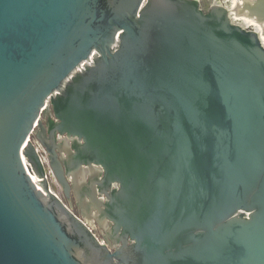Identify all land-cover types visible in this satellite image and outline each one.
I'll return each instance as SVG.
<instances>
[{
    "label": "water",
    "instance_id": "obj_1",
    "mask_svg": "<svg viewBox=\"0 0 264 264\" xmlns=\"http://www.w3.org/2000/svg\"><path fill=\"white\" fill-rule=\"evenodd\" d=\"M247 11L260 35L198 0H0V264H264V0ZM45 114L73 141L65 172L49 151L65 197L95 166L105 200L48 189Z\"/></svg>",
    "mask_w": 264,
    "mask_h": 264
},
{
    "label": "flooded vegetation",
    "instance_id": "obj_2",
    "mask_svg": "<svg viewBox=\"0 0 264 264\" xmlns=\"http://www.w3.org/2000/svg\"><path fill=\"white\" fill-rule=\"evenodd\" d=\"M198 1L203 11L208 10L211 5L220 4L224 6L228 10V16L233 23L240 25L246 30L256 31L260 35V25L253 18L247 16V7L250 5V3H252V1L254 2V0ZM46 114L42 118L41 123L36 127L35 131L30 135L29 141L34 145L35 150L40 158V162L44 171V179L48 183V189H51L53 193L56 194L64 202L70 204L74 212L79 213L81 210L80 204L83 201L82 197L84 196L85 198L84 202L89 201L86 193L89 192L90 188L94 187L98 198L105 200V195L103 193L100 194L99 191H105L106 194L111 193L113 189L117 188V184L112 183L109 186V189H105V186L101 184V180L103 177L102 171H100V169L95 166L84 167L85 170L83 172V177L76 176L75 178H73L72 176H65L70 188L69 197L66 198L51 170L50 163H52L53 160H51L50 158L49 151L54 149V151L56 152L57 161L59 162L62 171L65 172L63 160H66L67 154L69 153L68 151H72L71 145L73 144V141L59 135H56L55 140L51 139L48 132V118ZM33 177L38 186L41 187L43 180L35 174H33ZM93 214H91V217H93ZM91 222L96 236L100 241H102L104 235L109 238L108 236H110L111 234L109 232L110 226L107 224L108 222L100 225L94 219H92ZM110 243L111 246L107 244L106 246L110 251H114L112 241H110Z\"/></svg>",
    "mask_w": 264,
    "mask_h": 264
},
{
    "label": "built area",
    "instance_id": "obj_3",
    "mask_svg": "<svg viewBox=\"0 0 264 264\" xmlns=\"http://www.w3.org/2000/svg\"><path fill=\"white\" fill-rule=\"evenodd\" d=\"M30 138V137H29ZM53 192V191H52Z\"/></svg>",
    "mask_w": 264,
    "mask_h": 264
}]
</instances>
